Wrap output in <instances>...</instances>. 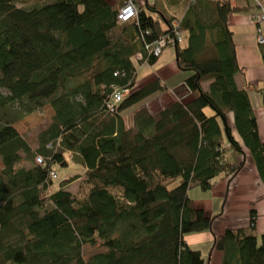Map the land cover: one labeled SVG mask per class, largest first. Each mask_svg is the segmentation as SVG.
<instances>
[{"label":"trees","instance_id":"obj_1","mask_svg":"<svg viewBox=\"0 0 264 264\" xmlns=\"http://www.w3.org/2000/svg\"><path fill=\"white\" fill-rule=\"evenodd\" d=\"M157 4L123 23L122 0H0V264H205L186 237L211 232L216 217L191 192L236 176L248 151L264 183V142L236 83L228 26L243 9L231 0L186 2L187 42L172 47L192 73L189 97L156 116L141 109L127 126L126 111L168 90L159 79L137 87L136 56L184 14ZM45 106L55 115L34 150L15 124ZM36 154L45 165L26 168ZM70 159L86 168L75 194L49 178ZM215 248L223 264H264L254 226L215 236Z\"/></svg>","mask_w":264,"mask_h":264},{"label":"crops","instance_id":"obj_2","mask_svg":"<svg viewBox=\"0 0 264 264\" xmlns=\"http://www.w3.org/2000/svg\"><path fill=\"white\" fill-rule=\"evenodd\" d=\"M148 2L153 5L158 3L166 13L177 15L184 13L183 15H186L188 11V9L186 10V2L188 4V0H138V8ZM172 3L174 5L173 7L171 5ZM233 5L243 9L228 16V26L233 33L237 60L241 69L240 74L237 75L235 79L237 86L240 89H245L250 95L251 105H253L254 115L257 119L259 134L264 142V46L260 47L258 45V41L256 40V29L258 25L252 18V15L257 11V8L254 7L253 0H246V4L244 5L238 3ZM176 8H179V10L181 9V13L176 12ZM262 27L264 28V25ZM172 50L173 54L166 49L153 64L154 66L152 65L154 68L153 70L143 71L142 78H139L140 74L139 72L137 73L138 88L157 79L161 80L162 84L167 87L168 91L173 92L179 88H184V85L179 88L176 87L174 90L170 88L181 83L185 84L186 80L192 75L190 72L189 75H184V71L179 69L175 49L172 48ZM167 54H171V56L168 57ZM147 64L150 65V63ZM144 66H146V64L142 63L141 67ZM208 85L209 84L204 85L205 90L208 89ZM165 95L168 94H163L159 98L153 99L159 101ZM187 97H189L188 92L184 100L187 99ZM135 107H133L135 108L133 111L129 112L128 110L124 113V118L128 127H133L135 114L141 110L139 108L142 107V105H137ZM166 107H164V109ZM162 110L163 108H160L157 112L153 113L150 111L149 107V110L147 111L152 116H156ZM126 115L132 117L131 124H129L130 121L126 119ZM229 121L233 126V114L229 116ZM236 138L238 139V137ZM238 141L242 142L241 139H238ZM71 162L70 159L66 165L54 166L55 171H57L58 167L65 169L68 168V170L69 168L71 169V172L67 173V176L63 181L54 184V182L56 183V180H59V171H57L58 178L53 181V186L55 188H61L59 187L60 184L68 179L69 174L72 173L73 170H79L78 166L83 169V171L79 170L81 173L78 175H81L82 177L85 175L86 168L74 162H72L73 166L70 167ZM210 192L211 199H204L203 197H200L199 194L192 197V199L195 200L198 207L205 211L206 217H216L213 223V229L211 232L208 231L188 235L186 237V242L191 248L201 252L205 264H223L222 253L215 248V236H221L227 230L249 229L253 226L256 228L259 243L264 236V183L260 178L255 159H253L249 151L246 155L244 167L241 171L233 178L225 177L218 179L215 187Z\"/></svg>","mask_w":264,"mask_h":264},{"label":"rangeland","instance_id":"obj_3","mask_svg":"<svg viewBox=\"0 0 264 264\" xmlns=\"http://www.w3.org/2000/svg\"><path fill=\"white\" fill-rule=\"evenodd\" d=\"M232 2H233V4H236V3L241 4V5L246 4V0H232ZM143 7L145 8V5H143ZM147 12H148V14L153 15L154 17L158 18L157 14H155L153 12H149V11H147ZM186 42L187 41L185 40L183 44L185 45ZM172 48H174V47H172V46L168 47L167 51H169L170 53L173 54ZM167 55H168V57L171 56V54H167ZM141 64L137 60L138 72L140 74L139 78L143 77V71L154 69L152 67V65L146 64V66L141 67ZM189 74H190L189 72H184V75H189ZM183 85H184V83H181L177 86H173L170 88L172 90H174L176 87L179 88ZM173 92L167 90V93H165V94H168V95H165L159 101H157V100L155 101L154 99L159 98L163 94L156 95L153 97L154 99L151 98L153 100H149L146 103L141 104L142 107H140L139 109L149 110V107H150V111L154 113V112H157L160 108L164 109V107L172 104L173 102H175L177 100H181V99L184 100L185 96H187L186 90L181 89V88H179ZM135 108L130 109L129 112L133 111ZM10 113L12 114V112H10ZM54 115H55V112H54L53 108L51 106H45L43 109H40V110L22 118L17 124H15V128L18 130V132L22 136H24V138L27 140V142L35 150L39 145L38 142H39L40 133L43 130H45L51 124V121H52ZM131 118H132L131 116L129 117L126 115V119H128V121H130L129 124H131V121H132ZM37 156H38V154H36L35 157L32 159V161H30V162H27L28 160L24 159L23 165L26 168H29L30 166H33V165H37V163H36V157ZM71 166H73L72 162L70 164V167ZM2 168H3V165H2V162L0 159V170ZM78 169L80 171H83V169L80 168L79 166H78ZM70 170H71L70 168L68 170V168L65 169V168L58 167L57 171H59V180L58 181L56 180V183L54 182V184H57V183L63 181L66 178L67 173L71 172ZM79 170H73L72 173L69 174L68 179H67L68 180L67 184L70 183V185L68 184L65 186L66 189L70 190V192H72L74 194L78 192L80 183L83 180V177L81 175H78L79 173H81ZM78 177H80V178H78ZM75 178H78V179L74 180ZM61 186L62 185L60 184L59 187H61ZM57 189H58V187H57ZM197 194H199L200 197H203L204 199H208V198L211 199V192L205 193V192H202L200 189L193 190V192L191 193L190 196L194 197ZM85 250L88 251L89 250L88 247Z\"/></svg>","mask_w":264,"mask_h":264},{"label":"built area","instance_id":"obj_4","mask_svg":"<svg viewBox=\"0 0 264 264\" xmlns=\"http://www.w3.org/2000/svg\"><path fill=\"white\" fill-rule=\"evenodd\" d=\"M188 1L189 6L190 4L195 2V0ZM122 2L123 5L118 14L119 21L126 23L132 21L133 19H137L139 14L138 0H122ZM253 2L254 7L257 8V11L252 15V18L258 25L256 29V40L258 41V45L262 47L264 46V28L262 27L264 25V0H253ZM184 16L185 15H181L179 17L175 16L171 33H168L165 37L158 38L153 43L146 44L144 48L147 56H145V54H139L137 56V59L143 62V64H147L149 63V58H159L166 48L174 46L177 43H182L184 34L182 24L184 21ZM183 87V89L187 90L185 84ZM128 94V90L114 92L112 103L108 105V108L111 110V112L115 111V106L121 103L125 99V96ZM36 163L37 165L44 166L45 160L42 157L37 156ZM49 178L52 181L56 180L58 178L57 171H51L49 174Z\"/></svg>","mask_w":264,"mask_h":264},{"label":"bare ground","instance_id":"obj_5","mask_svg":"<svg viewBox=\"0 0 264 264\" xmlns=\"http://www.w3.org/2000/svg\"><path fill=\"white\" fill-rule=\"evenodd\" d=\"M148 4H151L150 2H148ZM151 5H153V4H151Z\"/></svg>","mask_w":264,"mask_h":264}]
</instances>
